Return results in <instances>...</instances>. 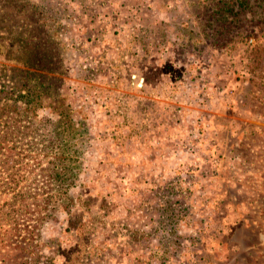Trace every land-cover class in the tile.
<instances>
[{"label":"rangeland","instance_id":"1","mask_svg":"<svg viewBox=\"0 0 264 264\" xmlns=\"http://www.w3.org/2000/svg\"><path fill=\"white\" fill-rule=\"evenodd\" d=\"M214 1L0 0V73L31 42L84 134L72 217L56 114L0 85V264H264V23L232 39Z\"/></svg>","mask_w":264,"mask_h":264},{"label":"trees","instance_id":"2","mask_svg":"<svg viewBox=\"0 0 264 264\" xmlns=\"http://www.w3.org/2000/svg\"><path fill=\"white\" fill-rule=\"evenodd\" d=\"M213 4L209 18H214L224 28L222 32L233 34L232 39L248 36L244 25L247 22L264 23V0H215ZM31 46V42H22V51L29 55L23 62L30 66L32 61H39V66H43L32 70L11 68L10 74L0 73V85L2 84L3 89L7 88V95L12 99V102L8 99L4 104L20 102L26 110L33 111L43 107L53 109L56 121L51 126V138L47 145V153L51 159L48 167L43 169L50 177L47 183L54 186L47 204L51 211H66L75 217V213H72L75 203L71 190L77 184L76 168L80 167L76 165L81 152L77 144L84 134L73 116L71 106L60 92L59 84L52 75L53 71L46 68L48 62L46 65L40 57L27 52L31 51ZM77 229L79 233L84 231L81 226Z\"/></svg>","mask_w":264,"mask_h":264}]
</instances>
